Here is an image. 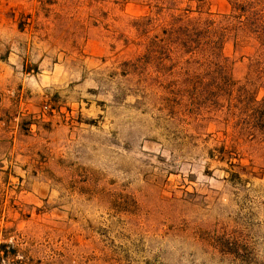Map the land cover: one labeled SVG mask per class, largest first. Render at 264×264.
<instances>
[{
	"label": "rangeland",
	"instance_id": "1",
	"mask_svg": "<svg viewBox=\"0 0 264 264\" xmlns=\"http://www.w3.org/2000/svg\"><path fill=\"white\" fill-rule=\"evenodd\" d=\"M233 1L0 0V264H264V134L204 101ZM238 22L215 62L261 102Z\"/></svg>",
	"mask_w": 264,
	"mask_h": 264
},
{
	"label": "trees",
	"instance_id": "2",
	"mask_svg": "<svg viewBox=\"0 0 264 264\" xmlns=\"http://www.w3.org/2000/svg\"><path fill=\"white\" fill-rule=\"evenodd\" d=\"M259 1L264 0H248L244 2L234 0L232 13L222 18L218 25L219 28H215L214 31H211L208 27H205V29H201L205 32H198L203 36V33H207L208 40L204 43L201 52L204 55L208 53L207 55L209 56L210 63L215 65L214 69L205 76L212 77V80L207 84L205 89L203 88L204 92L207 93L204 101L217 109L227 107L229 113L236 108L237 113H233L238 117L236 125L240 128L242 133L248 134H255L258 131L264 134V97L261 102H255L245 86L236 87V82L232 74L228 71L227 65L222 61L215 62L216 58L218 59L221 55L220 52L217 51L220 46L218 47V41L210 37L215 35L214 33H217L220 29H232L230 28L231 21L239 18L238 24L234 27L236 34L238 35L241 32L244 38L252 37L261 47H264V5L262 7H257L256 4ZM206 23H208V26H212L215 21H208ZM194 29L197 30L199 28L195 27L193 31ZM187 30L188 28H185V32H183L185 35H189L190 33H187ZM173 33L174 31L172 30L170 35H173ZM191 41L196 42L199 40L192 38ZM185 42L190 41L187 40ZM185 42L183 44L187 46L188 43ZM191 47L192 45L189 46V48ZM235 91H237V94H235Z\"/></svg>",
	"mask_w": 264,
	"mask_h": 264
}]
</instances>
